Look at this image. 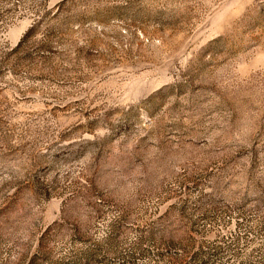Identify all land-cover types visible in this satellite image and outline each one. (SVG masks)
<instances>
[{
  "label": "rangeland",
  "instance_id": "rangeland-1",
  "mask_svg": "<svg viewBox=\"0 0 264 264\" xmlns=\"http://www.w3.org/2000/svg\"><path fill=\"white\" fill-rule=\"evenodd\" d=\"M0 264H264V0H0Z\"/></svg>",
  "mask_w": 264,
  "mask_h": 264
}]
</instances>
